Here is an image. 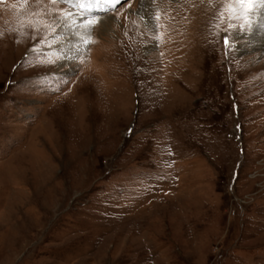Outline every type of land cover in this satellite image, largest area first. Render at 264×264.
Instances as JSON below:
<instances>
[{"label":"rangeland","instance_id":"rangeland-1","mask_svg":"<svg viewBox=\"0 0 264 264\" xmlns=\"http://www.w3.org/2000/svg\"><path fill=\"white\" fill-rule=\"evenodd\" d=\"M44 1L0 0V264H264V7L117 0L68 64Z\"/></svg>","mask_w":264,"mask_h":264},{"label":"bare ground","instance_id":"bare-ground-1","mask_svg":"<svg viewBox=\"0 0 264 264\" xmlns=\"http://www.w3.org/2000/svg\"><path fill=\"white\" fill-rule=\"evenodd\" d=\"M42 2L44 4L41 3L42 5L40 4L39 6L49 4L48 1L42 0ZM71 4L74 5L73 3H71ZM50 5H48V6H50ZM54 5L56 6V4H54ZM55 6L52 5V7H55ZM93 8H94L93 5L92 6L88 5L86 8L80 7V14H78V17L71 16V14L66 13L65 16L63 17V19H60L58 22L59 23V25H58L59 26V33H60L61 37H64V40H65L64 42L60 43V45H62V47L64 49L62 51H64L65 53H66V51H70L67 54L64 53L65 54L64 58L66 59V61H68V64H70L71 61H73L74 56L77 52L83 50V48H84L83 44L87 40V31H88L89 27H87V21H83L82 17H80L81 18L80 19L79 16H85V15L93 16V14L95 13ZM62 9L64 10L63 7H62ZM81 13H82V15H81ZM139 13L142 16V19L147 24H149L151 21V13H152V4H151L150 0H142ZM90 14H92V15H90ZM109 20H110V18H108L107 16L106 17H100V25L101 24L102 25H109L107 23V22H109ZM262 22H264V21H262ZM256 35H257V33H256Z\"/></svg>","mask_w":264,"mask_h":264},{"label":"snow or ice","instance_id":"snow-or-ice-1","mask_svg":"<svg viewBox=\"0 0 264 264\" xmlns=\"http://www.w3.org/2000/svg\"><path fill=\"white\" fill-rule=\"evenodd\" d=\"M53 2H55V0H53ZM61 2L73 3L74 6L86 8L88 5H94L100 3V0H61ZM105 2H108V0H105ZM235 2L239 3L241 6L244 5L252 6L255 3H260L262 6H264V0H235ZM98 23H100V21H98L96 17L93 16L91 19L87 20V27L92 28L96 26ZM225 43L226 44L228 43L227 39L225 40Z\"/></svg>","mask_w":264,"mask_h":264}]
</instances>
